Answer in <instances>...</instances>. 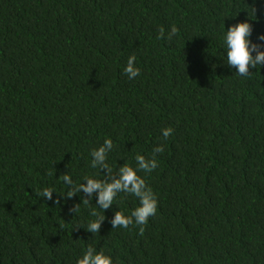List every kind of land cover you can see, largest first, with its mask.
Returning a JSON list of instances; mask_svg holds the SVG:
<instances>
[{"label":"trees","instance_id":"1","mask_svg":"<svg viewBox=\"0 0 264 264\" xmlns=\"http://www.w3.org/2000/svg\"><path fill=\"white\" fill-rule=\"evenodd\" d=\"M245 20L264 43V0H0V264H76L88 246L112 264H264V66L237 75L223 40ZM105 139L111 174L91 167ZM158 145L137 173L158 201L143 235L110 223L131 194L104 212L96 192L60 196L61 174L110 183Z\"/></svg>","mask_w":264,"mask_h":264},{"label":"clouds","instance_id":"2","mask_svg":"<svg viewBox=\"0 0 264 264\" xmlns=\"http://www.w3.org/2000/svg\"><path fill=\"white\" fill-rule=\"evenodd\" d=\"M255 15V8H251ZM253 32V25L247 20L243 22H237L233 25H229L225 31L223 37L224 45L226 47V65L229 68L236 69L237 75L249 76L251 73L250 68L257 69L264 66V43H254L250 37ZM178 35V29L175 25L171 27L170 32L165 35L164 29L161 28L157 36L158 39H167L169 41ZM257 40L264 42V34L258 35ZM254 53V55H253ZM136 60L135 55H131L128 58L127 64L123 69L124 74L129 79H133L140 75V69L135 66ZM163 138L166 140L172 134L173 129L167 127L161 130ZM113 149V142L111 139H105L103 144L91 152V167L98 169L103 167L107 169L109 174L112 173V167L105 164L106 154L109 150ZM164 148L162 145H158L153 149L151 158L146 159L144 156L137 154L135 157L136 168L125 164L119 168V178L113 179L110 183L99 179L85 177L87 183L74 184L70 175L67 173L61 174L59 179L68 186L69 190L64 194L60 195L63 198H71L76 193L82 191L91 197L93 192L97 193L96 205L100 209L107 210L116 200L119 193L131 194L135 196L139 201V206L136 207L130 215H124L120 211H116L114 217L110 223L112 228H128L130 225L139 226V234L143 235L144 226L147 225L150 217L157 214L158 201L153 193L152 189L148 187L145 180L141 178L137 173L143 171L145 173H151L158 167L156 160V154L162 153ZM71 185V187H69ZM54 191L49 188H44L42 191L36 192L38 197H43L46 200H50L55 205L61 203V199L57 198L53 200L52 193ZM85 204L89 203L88 199H83ZM79 210L78 204L74 205L69 209V212L75 213ZM92 216L97 217L95 220H91L87 223L85 230L92 234H97L100 229L101 221L105 219L104 215H98L93 210ZM76 264H112L111 257L105 255L103 251H97L94 247L88 246L84 252L82 258L78 259Z\"/></svg>","mask_w":264,"mask_h":264}]
</instances>
